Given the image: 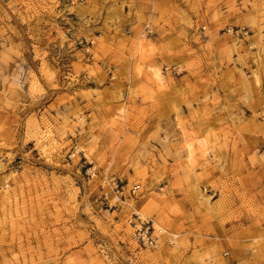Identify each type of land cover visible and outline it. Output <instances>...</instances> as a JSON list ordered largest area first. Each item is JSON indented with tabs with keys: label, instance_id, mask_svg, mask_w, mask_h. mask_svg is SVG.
<instances>
[{
	"label": "rangeland",
	"instance_id": "374dc122",
	"mask_svg": "<svg viewBox=\"0 0 264 264\" xmlns=\"http://www.w3.org/2000/svg\"><path fill=\"white\" fill-rule=\"evenodd\" d=\"M0 264H264V0H0Z\"/></svg>",
	"mask_w": 264,
	"mask_h": 264
},
{
	"label": "built area",
	"instance_id": "2783aa9c",
	"mask_svg": "<svg viewBox=\"0 0 264 264\" xmlns=\"http://www.w3.org/2000/svg\"><path fill=\"white\" fill-rule=\"evenodd\" d=\"M140 188V185L138 183L133 184L130 188L132 193H136ZM151 229V231H150ZM155 230L153 224H140L138 227L137 232V238L139 241H141L143 244L148 246H154L156 243V236H153V231ZM160 231V230H159Z\"/></svg>",
	"mask_w": 264,
	"mask_h": 264
},
{
	"label": "bare ground",
	"instance_id": "6f19581e",
	"mask_svg": "<svg viewBox=\"0 0 264 264\" xmlns=\"http://www.w3.org/2000/svg\"><path fill=\"white\" fill-rule=\"evenodd\" d=\"M158 230L165 231V230H163V228L160 227V226H158Z\"/></svg>",
	"mask_w": 264,
	"mask_h": 264
},
{
	"label": "crops",
	"instance_id": "0c3cea01",
	"mask_svg": "<svg viewBox=\"0 0 264 264\" xmlns=\"http://www.w3.org/2000/svg\"><path fill=\"white\" fill-rule=\"evenodd\" d=\"M257 255V254H256ZM255 261H257L256 259H255Z\"/></svg>",
	"mask_w": 264,
	"mask_h": 264
}]
</instances>
